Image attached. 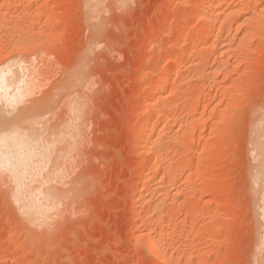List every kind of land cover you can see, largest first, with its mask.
I'll use <instances>...</instances> for the list:
<instances>
[{"label":"rangeland","instance_id":"374dc122","mask_svg":"<svg viewBox=\"0 0 264 264\" xmlns=\"http://www.w3.org/2000/svg\"><path fill=\"white\" fill-rule=\"evenodd\" d=\"M220 1L0 0V264H264V0Z\"/></svg>","mask_w":264,"mask_h":264},{"label":"bare ground","instance_id":"6f19581e","mask_svg":"<svg viewBox=\"0 0 264 264\" xmlns=\"http://www.w3.org/2000/svg\"><path fill=\"white\" fill-rule=\"evenodd\" d=\"M215 1L221 2L220 0H215ZM232 2H230V3H232ZM211 5H212V3H211ZM217 6L215 5L214 9H216ZM205 7H206V5H205ZM215 12H216V10H215ZM232 13H233L232 10H231V13L229 10V15H231V16L235 15V14L232 15ZM212 22H213V20L210 17H207L204 20L203 34L208 31ZM193 40H194V42H199V41L201 42V41H203V36L196 37ZM18 48H20V47H18ZM8 64H4L2 67H0V102L3 103L2 107L0 105V172L2 171V174L6 173L11 178V177H14V175L16 176V175L21 174V166L25 162V154H26L27 148H28L27 145L30 146L32 143H34L37 140V137H34V135H29V134H31L30 130H29L30 133H28V134H26V132H23L24 129H23V131L21 130V127H22L21 125L23 122L21 123V109H20L21 107L18 105L21 104L22 100L24 101V99L26 98V94L28 95L29 93H31L30 91H32L31 89H27V87L31 86V85L28 86L30 81L28 82V80H27V78H28L26 75L27 73L25 75L24 74L21 75L20 74L21 68L20 69L18 68L19 70L18 69L16 70L11 64H9V65ZM31 87H33V86H31ZM162 88H164V87H162ZM28 90H30L29 93H27ZM161 90H163V89H161ZM161 92H163V91L158 92V94H160ZM17 106L19 107L18 110H20L19 113L17 112L16 115H14L13 117L10 118V116H12V115H9L8 113H6L7 108L11 107L12 109H14ZM5 107H7L6 110H5ZM18 110L14 109V111H18ZM10 111L11 110H9L7 112H10ZM7 114L9 117H7ZM26 122H27V120H26ZM26 122H25V125H26ZM143 127H145V125ZM146 129H147V126H146ZM147 131H150V130H147ZM263 153H264V151H263ZM2 178H3V176H2ZM6 179H8V178H6ZM146 237H147L146 239H147V244H148L147 246H149L150 249L153 250L154 253H156L155 254L156 257H158L160 260L162 253L160 252L159 248L157 247V244H158L157 238L158 237L153 235L152 233H148L146 235Z\"/></svg>","mask_w":264,"mask_h":264}]
</instances>
